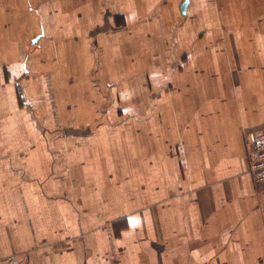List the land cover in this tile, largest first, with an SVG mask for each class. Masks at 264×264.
<instances>
[{
    "label": "crops",
    "instance_id": "1",
    "mask_svg": "<svg viewBox=\"0 0 264 264\" xmlns=\"http://www.w3.org/2000/svg\"><path fill=\"white\" fill-rule=\"evenodd\" d=\"M263 126L264 0H0V264H264Z\"/></svg>",
    "mask_w": 264,
    "mask_h": 264
},
{
    "label": "built area",
    "instance_id": "2",
    "mask_svg": "<svg viewBox=\"0 0 264 264\" xmlns=\"http://www.w3.org/2000/svg\"><path fill=\"white\" fill-rule=\"evenodd\" d=\"M249 156V170L258 189L264 188V126L245 134Z\"/></svg>",
    "mask_w": 264,
    "mask_h": 264
},
{
    "label": "rangeland",
    "instance_id": "3",
    "mask_svg": "<svg viewBox=\"0 0 264 264\" xmlns=\"http://www.w3.org/2000/svg\"><path fill=\"white\" fill-rule=\"evenodd\" d=\"M248 155H249V154H248ZM61 247H63V244L60 243V244H59V248H61ZM5 259H7V260H9V261H10V260L12 261V260H13V255H8V256H6Z\"/></svg>",
    "mask_w": 264,
    "mask_h": 264
}]
</instances>
